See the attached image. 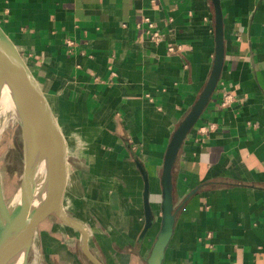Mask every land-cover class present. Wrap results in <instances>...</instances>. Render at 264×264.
<instances>
[{
  "label": "crops",
  "instance_id": "1",
  "mask_svg": "<svg viewBox=\"0 0 264 264\" xmlns=\"http://www.w3.org/2000/svg\"><path fill=\"white\" fill-rule=\"evenodd\" d=\"M219 10L217 21L212 0H0V29L68 143L63 209L102 264L154 262L176 137L160 264H264V0ZM42 264L90 263L77 233L45 221Z\"/></svg>",
  "mask_w": 264,
  "mask_h": 264
},
{
  "label": "water",
  "instance_id": "2",
  "mask_svg": "<svg viewBox=\"0 0 264 264\" xmlns=\"http://www.w3.org/2000/svg\"><path fill=\"white\" fill-rule=\"evenodd\" d=\"M220 18L219 0H212ZM9 93L21 131L22 173L20 183L7 204L0 180V264H28L34 235L49 218L79 235L81 251L90 264H102L90 252L87 229L63 209L68 176V143L62 127L37 80L12 42L0 29V99ZM176 137L167 152L162 172V227L154 262L160 264L170 237L172 203L169 192Z\"/></svg>",
  "mask_w": 264,
  "mask_h": 264
},
{
  "label": "rangeland",
  "instance_id": "3",
  "mask_svg": "<svg viewBox=\"0 0 264 264\" xmlns=\"http://www.w3.org/2000/svg\"><path fill=\"white\" fill-rule=\"evenodd\" d=\"M21 173L22 141L20 127L11 101L0 99V179L3 196L7 204L11 203L14 198L20 183ZM46 221L47 223L57 222L53 217ZM28 264H42V225L34 235Z\"/></svg>",
  "mask_w": 264,
  "mask_h": 264
},
{
  "label": "built area",
  "instance_id": "4",
  "mask_svg": "<svg viewBox=\"0 0 264 264\" xmlns=\"http://www.w3.org/2000/svg\"><path fill=\"white\" fill-rule=\"evenodd\" d=\"M140 26L139 28L143 30V32L149 36V38L153 41V42H158L160 39V34L157 31L154 23L147 17L143 18L142 22L138 25ZM170 51H173V49L171 48ZM233 102V97L231 94L229 93H224L223 97H222V101L220 103V106L222 109H227ZM201 133H204V129L200 130Z\"/></svg>",
  "mask_w": 264,
  "mask_h": 264
},
{
  "label": "bare ground",
  "instance_id": "5",
  "mask_svg": "<svg viewBox=\"0 0 264 264\" xmlns=\"http://www.w3.org/2000/svg\"><path fill=\"white\" fill-rule=\"evenodd\" d=\"M2 96H3L2 99H4V100H9L11 98L9 93H4Z\"/></svg>",
  "mask_w": 264,
  "mask_h": 264
}]
</instances>
